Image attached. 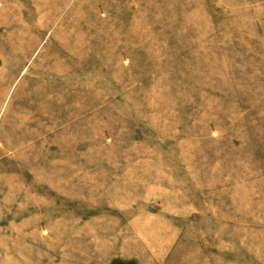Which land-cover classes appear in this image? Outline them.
<instances>
[{"label": "rangeland", "instance_id": "1", "mask_svg": "<svg viewBox=\"0 0 264 264\" xmlns=\"http://www.w3.org/2000/svg\"><path fill=\"white\" fill-rule=\"evenodd\" d=\"M0 264H264V0H0Z\"/></svg>", "mask_w": 264, "mask_h": 264}, {"label": "bare ground", "instance_id": "2", "mask_svg": "<svg viewBox=\"0 0 264 264\" xmlns=\"http://www.w3.org/2000/svg\"><path fill=\"white\" fill-rule=\"evenodd\" d=\"M99 2V1H98ZM89 10V7H88V9H87V11ZM93 38V37H92ZM94 39V38H93ZM59 48V47H58ZM63 51V50H62ZM30 53V49H28L24 54H23V56H20V58L21 59H24L25 58V56H27L28 54ZM37 62V61H36ZM39 63V62H38ZM38 63H36V64H38ZM39 64H42L41 62L39 63ZM60 70V69H59ZM23 87V86H22Z\"/></svg>", "mask_w": 264, "mask_h": 264}]
</instances>
